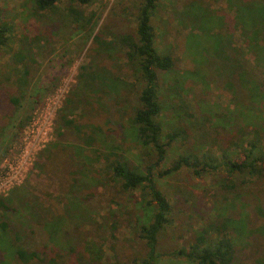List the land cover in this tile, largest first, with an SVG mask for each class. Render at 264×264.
<instances>
[{"label": "rangeland", "instance_id": "374dc122", "mask_svg": "<svg viewBox=\"0 0 264 264\" xmlns=\"http://www.w3.org/2000/svg\"><path fill=\"white\" fill-rule=\"evenodd\" d=\"M195 1L208 8L210 14L201 21L199 29L192 27L193 18L184 12V6ZM142 2L95 0L81 6L72 0H62L54 10L37 12L34 0H0L4 19L14 27L7 46L0 49V195L16 186L23 187L45 205L58 209L61 192L71 188L63 180L70 169L58 171L40 165L47 159L51 162L50 153L63 150L64 145L54 134L56 115L77 84L79 67L99 73L90 80L94 92L84 91L90 90L89 86L82 87V112L79 106L69 116L75 125H82V138L92 130L100 132L99 141L82 150L88 157L85 162L82 157V165L89 163L82 170L84 202L82 208L76 209L82 211V225L78 227L74 218H67L65 226L67 238L76 245V255L82 253L83 259L80 263L79 258L66 254L59 264H132L144 255L137 225L143 215L140 194H120L118 181L110 180L106 173L115 155L138 170H144L149 160L150 149L137 142L132 125L141 85L137 73L125 60L123 49L115 42L120 32H133L135 15ZM232 15L230 0H158L152 19L156 47L160 53L171 54L175 61L170 71L158 74V99L162 106L158 121L163 134L172 129L187 132L184 143L173 144L169 149L160 169L185 152L199 160L206 150L219 156L220 150L228 147L237 126L248 128L264 146V116L260 119L244 116L242 110L239 117V107L234 110L238 104L236 88L231 85L235 79L229 67L230 57L239 55L247 67L255 70L253 75L264 90V78L259 73L264 68V47L260 43L251 47L241 24ZM22 64L29 71V87L16 111L8 97L19 94L15 72ZM216 115L226 119L216 121ZM229 147L228 153L235 159L237 148ZM224 177L223 171H201L195 176L190 168L183 167L166 178L156 179L157 187L171 205V222L158 238V250L166 255L155 264H189L170 253L186 246L208 221L232 216L251 230L258 227L261 219L255 211L264 208V178L235 184L232 189L236 181ZM62 195L69 197L67 193ZM111 212L116 216L115 230L111 228ZM246 244L236 248V256L239 262L251 264L256 254L257 258L264 254V235L258 231ZM89 245L100 250L101 262L90 260L86 249Z\"/></svg>", "mask_w": 264, "mask_h": 264}, {"label": "trees", "instance_id": "16d2710c", "mask_svg": "<svg viewBox=\"0 0 264 264\" xmlns=\"http://www.w3.org/2000/svg\"><path fill=\"white\" fill-rule=\"evenodd\" d=\"M60 1L62 0H34V9L37 12L51 11ZM93 1L95 0H72L73 3L81 6L89 5ZM230 3L233 6L232 18L235 20L236 17L241 24L246 41L251 47L256 48L257 43L264 47L262 45L264 43V0H236L235 3L230 0ZM198 4L199 2L195 1L184 6V12L193 18L191 24L195 29L201 26V21L207 14L210 16L208 8ZM157 7L158 0H143L135 15L133 32H120L115 38L117 45L123 49L124 58L131 70L137 73L138 82L141 85L137 97L138 105L134 109L132 118L134 135L142 147L150 149L149 160H146L144 170L131 168L119 155L114 156L115 159L110 161L109 169L106 170L110 180L118 181L117 189L120 194L130 196L133 192H139L141 197L140 206L143 215L137 225L139 238L144 244L145 251L143 258L139 262L134 259L132 264H155L158 258L166 255L160 253L157 246L161 233L165 227L170 225L171 205L166 195L157 187V178H166L183 167L190 168L195 176L201 171H223L227 181H236L232 184V189H235V184H249L253 182V179L264 178L262 141L256 134L248 131V128H239L237 125L235 134L228 140V147L221 149L219 156L206 150L199 160L193 154L185 152L173 160L168 167L160 169L166 161L169 149L173 144L184 143L187 139V132L184 133L182 129H172L163 134L158 121L162 113V106L158 99V74L170 71L175 61L171 54L160 53L156 47V32L152 19ZM70 12L74 13V10L71 9ZM78 17L77 14L76 19ZM13 32V25L4 19L0 9V49L7 46ZM18 58V62L21 63V57ZM256 65L261 68L258 64ZM229 67L235 79V82L231 81V85L236 88L235 103L238 104L234 110L238 106L239 117L243 110L244 116L251 115L252 118L260 119L264 116V90H262V85L257 83L256 76L253 75L255 70L247 67L246 62L242 61L239 55L230 57ZM261 69L264 74V68ZM262 72L259 71L264 78ZM28 74L29 71L25 64H22V68L15 72V85L19 94L8 97V101L16 111L20 108L23 94L29 87ZM96 74L99 75L96 71H91V68L82 65L79 67L77 84L66 95L56 115L54 134L57 141L64 145L61 146L63 150L59 153H50L48 158L51 162L47 159L40 165L45 168L52 166L58 171L70 169L66 176L67 179L63 178V180L67 184L70 183L71 188L61 192L58 209L55 211L52 206L45 205L37 196L31 195L30 191L22 189L23 187L21 190L16 186L6 195H0V264H59V259L66 254L74 259L79 258L82 263V253L76 255L77 252L74 249L76 245L72 243V239L67 238L69 233L66 230V219L74 218L78 227L82 225V211H76V209L82 208L84 202L82 199V170L89 164L82 165V157L84 162L88 158L82 150L86 151L98 142L97 134L100 132L92 130L90 135L86 133L82 138L84 134L82 125H75L69 116L79 110V106L82 112L84 94H82V87L85 89L89 86L90 90L85 89L84 91L94 92L96 89H93L90 80L95 79ZM254 90L257 91L256 94ZM36 102L37 100H34L33 104ZM214 118L216 121L226 119L225 116L218 115ZM73 133L75 137H72ZM229 146L237 148V153L233 152L236 154L235 159H232L228 153ZM43 151H49V149ZM96 151L93 152L96 153ZM61 158H66V160L56 162ZM68 160L69 163H66ZM104 160L106 161L105 158ZM193 160L195 162H192ZM50 170L51 168L48 172ZM62 193L69 194V197H64ZM238 196L241 195L236 197ZM62 205L63 207L60 208ZM110 214L112 216L111 228L115 230L116 216L112 212ZM255 214L260 217L261 222L257 228L252 230L240 219L232 216L219 218L214 222L208 221L192 235L186 246L170 253V256L185 259L189 264H248L238 261L236 248L247 245L246 243L258 231L264 235L262 231L264 229V208H257ZM56 237L57 240H55ZM86 249L87 252L89 251L90 260L101 262L100 250L95 245H89ZM256 256L258 255L254 256L251 264H264V254L259 258Z\"/></svg>", "mask_w": 264, "mask_h": 264}]
</instances>
